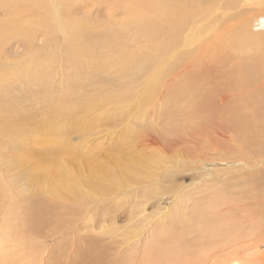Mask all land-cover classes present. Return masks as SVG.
<instances>
[{"label":"bare ground","instance_id":"6f19581e","mask_svg":"<svg viewBox=\"0 0 264 264\" xmlns=\"http://www.w3.org/2000/svg\"><path fill=\"white\" fill-rule=\"evenodd\" d=\"M64 1L65 6L50 0H0V53L6 39L4 16H12L17 2L27 4L33 16L50 13L54 29L73 44L75 39L154 42L151 56L120 55L117 59L122 60L116 65H123L113 70L117 76L110 79L104 75L102 82H94L111 84L108 90L116 93L113 102L118 107L133 99L128 95L142 78L138 85L142 83L145 92L151 91L144 93L143 106L164 90L166 100L153 112L155 128H147L145 134L137 128L129 131L132 141L141 136L145 146L161 153L147 152L145 161L135 167L139 180H171L173 173L171 168H163L162 153L177 152L193 164L190 181L203 174H237L224 179L230 185L222 191L209 183L201 187L193 183L189 195L183 176L177 178L182 182L176 183L178 188L164 184L161 188L167 185L172 198L169 207L154 210V215L132 216L138 223L135 229L112 240L118 247L119 253L114 251L117 259L100 264H264V0H109L110 6L107 0L104 4L82 0L74 7L71 0ZM102 13L107 18L100 24L101 31L81 28L83 23L98 22ZM119 46L117 51H122L124 46ZM71 47L76 51L78 45ZM71 59H63L67 70L72 69ZM4 114L3 107L0 115ZM3 124L4 119L0 120V126ZM128 157L134 156L126 154L125 159ZM212 165L221 168L211 169ZM252 168L256 174L245 178L242 170ZM44 178L47 183L58 182L48 170ZM112 180V190L121 191L126 180L119 174H113ZM66 181L70 185L74 180L66 176ZM230 188L234 196H230ZM28 206L27 201L21 234L37 231L36 225L44 222L45 205L34 210L30 206L25 209ZM122 245L130 249L124 258L119 250ZM20 249L0 242V264H36L32 249L28 250L31 255Z\"/></svg>","mask_w":264,"mask_h":264},{"label":"rangeland","instance_id":"374dc122","mask_svg":"<svg viewBox=\"0 0 264 264\" xmlns=\"http://www.w3.org/2000/svg\"><path fill=\"white\" fill-rule=\"evenodd\" d=\"M80 1L71 0V7ZM52 2H61L65 6L64 0H50ZM106 2L109 5V0ZM95 3L104 4L105 1ZM104 14L98 22L83 23L81 28L101 31L100 24L107 18ZM43 15L45 17L33 16L27 4L17 2L12 16H4L6 39L0 53V109L4 107L5 111L0 115V120L4 119L0 126V232L4 231L0 234V242L16 249L24 248L25 251L20 249V252L27 254L32 249L36 264L113 261L117 259L114 251L119 252L112 240L135 229L138 223L136 218L130 219L132 216L139 213V216L144 213L154 215V210L160 212L169 207L172 198L166 192L167 185V189L161 188L164 184H175L178 188L176 183L180 185L182 182L177 178L183 176V186H189L191 191L189 195L193 193V183L198 187L209 183L215 186V190L222 191L224 186L230 185L224 179L237 174H203L196 179L197 182L190 181L193 164L178 152L168 156L162 153L163 168H171L172 181H140L135 167L145 161L147 152L159 156L161 153L154 147L145 146L141 136L132 141L129 131L137 128L145 134L147 128L154 126L156 115L153 112L165 102L164 90L160 89L152 101L143 106L146 94L151 91L147 93L142 83L138 85L142 78L132 86L128 95L133 99L118 107L113 102L116 93L108 90L111 84L95 85L94 82H102L104 75H109L110 79L112 75L117 76L113 70L123 65H116L122 60L117 59L120 55L151 56L154 42H144L143 39H113L110 42L75 39L77 42L73 44L62 39L61 32L54 29L50 13ZM71 45H78L77 50L73 51ZM119 45L124 46L122 51H117ZM69 56L73 58L70 60L71 70H67V62L63 60ZM126 145L132 147L129 149ZM126 154L134 157L125 159ZM220 166L212 165L211 169ZM47 170L57 183L45 181ZM255 171V168L242 170V174L248 178L256 174ZM113 174L126 180L119 192L112 190L115 187ZM66 176L74 180L71 186ZM246 183L251 182L246 180ZM228 191L234 196L233 189ZM70 198L76 201H70ZM27 201L33 210L42 205L47 209L43 212L44 222L36 225L39 227L37 231L21 234ZM24 243L26 248L22 245ZM262 247L264 249V244ZM119 250L123 258L129 255L127 247L122 245Z\"/></svg>","mask_w":264,"mask_h":264}]
</instances>
